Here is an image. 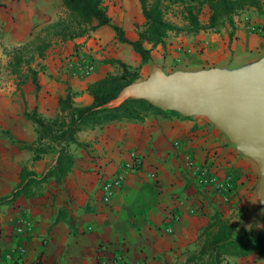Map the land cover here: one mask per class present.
<instances>
[{
	"label": "crops",
	"instance_id": "obj_1",
	"mask_svg": "<svg viewBox=\"0 0 264 264\" xmlns=\"http://www.w3.org/2000/svg\"><path fill=\"white\" fill-rule=\"evenodd\" d=\"M118 2L140 7L138 0ZM243 15L264 24V0L259 8L222 18L213 29L196 34L170 32L163 45L144 44L150 50L149 63L162 64L165 70L169 64L198 69L236 66L263 55L264 33L246 30ZM64 16L62 0H0V62L5 64V78L0 74V197L19 185L22 167L40 177L57 157L51 153L33 161V153L20 148L36 141L34 124L24 113L36 110L51 119L58 113V100L67 95L74 105H90L88 87L117 73L106 59L122 61L124 45L129 47L125 52L132 51L107 26L72 41L49 37L46 27ZM125 37L138 39L136 32ZM40 38L50 42L44 55H35L33 62L13 73L8 52ZM118 47L122 50L115 52ZM80 59L94 63L89 77L76 73ZM76 139L79 146L69 148L73 164L59 182L49 178L35 196H20L0 207V264H114L118 258L126 264H189L190 253L200 248L199 235L214 216L232 223L241 211L242 202L234 199L226 206L228 200L223 201L213 186L199 187L187 168L191 159L222 181L233 178L236 171L240 156L203 118L149 110L141 119L86 127ZM131 152L141 166L130 172L104 205L102 180L130 162ZM231 204L233 209L228 210ZM19 247L25 250L21 258L14 253ZM245 259L232 257L228 262Z\"/></svg>",
	"mask_w": 264,
	"mask_h": 264
},
{
	"label": "trees",
	"instance_id": "obj_2",
	"mask_svg": "<svg viewBox=\"0 0 264 264\" xmlns=\"http://www.w3.org/2000/svg\"><path fill=\"white\" fill-rule=\"evenodd\" d=\"M105 1L62 0L65 16L46 27V34L60 41H72L88 37L91 32L107 26L115 32L118 42L129 45L142 62L149 63L150 50L144 44L151 47L163 45L170 32L196 34L200 30L213 29L222 18L238 14L247 8H259L260 0H138L144 24L137 32L136 41L127 39L123 30L111 23ZM169 13L181 23L169 19ZM205 13L207 23L202 24L200 17ZM49 46L50 42L46 38H40L36 43L12 49L8 52L11 71L18 73L23 64L33 62L35 55L42 57ZM105 62L115 66L117 73L108 74L88 87V93L92 97L90 105H74L71 96L67 95L58 100V113L51 119L43 118L36 110L24 113L34 124L36 141L31 145L23 143L20 148L31 151L33 161L41 160L51 153L57 157L54 165L40 177L22 167L19 185L8 195L0 197V207L13 203L20 196H35L42 183L49 178H55L59 182L73 164L74 158L69 148L72 145L79 146L76 136L82 129L112 121L141 119L149 110L178 115L156 109L142 100H128L117 108L100 110L123 87L140 80L137 72L124 62L116 59ZM31 76L37 89L35 73L32 72ZM199 240L198 252L188 257V262L193 264H223L227 258H248L252 255L264 260V220L258 232L249 235L246 231L239 233L236 225L216 214L212 222L202 230Z\"/></svg>",
	"mask_w": 264,
	"mask_h": 264
},
{
	"label": "water",
	"instance_id": "obj_3",
	"mask_svg": "<svg viewBox=\"0 0 264 264\" xmlns=\"http://www.w3.org/2000/svg\"><path fill=\"white\" fill-rule=\"evenodd\" d=\"M142 100L183 118H203L221 132L257 172L255 196L245 215L249 224L264 212V54L236 66L198 69L150 63L147 76L123 87L99 109Z\"/></svg>",
	"mask_w": 264,
	"mask_h": 264
},
{
	"label": "rangeland",
	"instance_id": "obj_4",
	"mask_svg": "<svg viewBox=\"0 0 264 264\" xmlns=\"http://www.w3.org/2000/svg\"><path fill=\"white\" fill-rule=\"evenodd\" d=\"M105 7L107 9V13L111 19V23L113 25L121 24L123 27H120L123 30V33L125 36H131L133 32H138L144 24V19L141 15L140 7H136L134 5H126V7H123L118 0H106L105 1ZM168 18L177 22L181 23V21L177 18H174L171 13L168 14ZM200 20L202 24L207 23V15L206 13L203 14L200 17ZM125 27V28H124ZM116 38V37H115ZM117 44V43H115ZM124 50L122 48L115 49L117 51H121L120 56L122 57V61L124 63H128L127 65L134 71L137 72L138 77L140 80L144 79L149 70H150V63L142 62L141 58L134 53L131 52H125L129 50V47L124 45ZM154 49H151L153 51ZM137 55V59H134ZM113 59V58H111ZM110 60V59H106ZM5 66V64H3ZM2 62H0V74L1 78H5V71L3 70ZM177 65V63H172V66ZM116 69V67H114ZM174 68H171V64L167 65L166 71H170ZM114 72H117L116 70ZM139 81V80H138ZM232 148V147H231ZM239 160L237 162L236 171L233 174V178H230V187L227 189L226 196H228V202L226 203V206H228L231 202V200L238 199L239 202H242L241 211H239L234 216V220L232 223L236 225L238 228V232H244L246 231L247 234H256L258 230L261 227L262 221L264 220V212L254 221L253 223L249 224L247 220H245V215L247 214L248 209L250 208V205L253 201V198L255 196L256 191V184H257V173L256 168L252 162H250L247 159H242L241 157H238ZM245 165H249V168L245 167ZM248 169H250L248 171ZM244 170V173L237 172ZM239 186V187H238ZM221 198V196H220ZM221 200V199H220ZM235 202V201H234ZM233 204V203H232ZM232 204L230 205L231 208H228V210L233 209ZM235 204V203H234ZM198 251H194L190 253L189 257L191 255L196 254ZM227 258L226 261H224L223 264H262V258L257 255H252L247 258V260H240L239 262L232 261L228 262ZM189 264H193V262H189Z\"/></svg>",
	"mask_w": 264,
	"mask_h": 264
},
{
	"label": "built area",
	"instance_id": "obj_5",
	"mask_svg": "<svg viewBox=\"0 0 264 264\" xmlns=\"http://www.w3.org/2000/svg\"><path fill=\"white\" fill-rule=\"evenodd\" d=\"M242 22L246 30L256 34H263L264 33V24L257 25L254 23L248 15L242 16ZM179 62V61H178ZM177 62V64H179ZM76 73L80 77H89L95 71V65L91 60L88 59H80L75 64ZM178 144V143H176ZM130 162L125 163L123 167L111 178H105L102 180L100 184V191H101V201L104 205H108L112 200L115 193L122 187L126 177L130 174L132 170L138 169L141 166V161L139 157L136 155L135 152H131L130 154ZM187 168L192 172L197 184L203 190L206 188L214 187L215 190L223 196V201H227L228 197L225 196L227 189L230 187V180L227 179L222 181L212 175L209 172V169L205 165H197L193 160L188 159L186 162ZM152 178L154 175H151ZM195 210H199V208H195ZM18 233H21L18 230ZM15 255L18 258H21L24 255L25 250L21 247L14 250ZM9 259L13 257L11 254L6 256ZM114 264H126L122 259L118 258L114 261Z\"/></svg>",
	"mask_w": 264,
	"mask_h": 264
}]
</instances>
